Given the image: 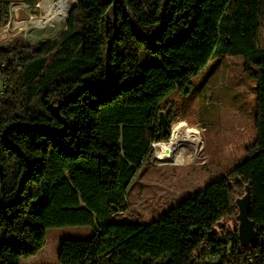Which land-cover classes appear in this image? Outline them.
Returning a JSON list of instances; mask_svg holds the SVG:
<instances>
[{
    "label": "trees",
    "instance_id": "trees-1",
    "mask_svg": "<svg viewBox=\"0 0 264 264\" xmlns=\"http://www.w3.org/2000/svg\"><path fill=\"white\" fill-rule=\"evenodd\" d=\"M20 2L0 0V29ZM223 57L255 82L248 157L149 223L113 222L169 140L163 100ZM0 77V264H26L69 226L93 233L40 264H264V0H80L55 37L0 46ZM247 193L258 239L244 245Z\"/></svg>",
    "mask_w": 264,
    "mask_h": 264
},
{
    "label": "rangeland",
    "instance_id": "rangeland-1",
    "mask_svg": "<svg viewBox=\"0 0 264 264\" xmlns=\"http://www.w3.org/2000/svg\"><path fill=\"white\" fill-rule=\"evenodd\" d=\"M24 1L33 6L35 20L43 15L42 0ZM79 3L77 0L76 5ZM67 17L43 26L31 23L15 39L35 44L55 37L64 30ZM215 61L216 58L212 59L192 77L187 88L177 89L163 100L164 118L171 121L167 143L179 128L198 127L202 143L196 158L191 155L176 163L173 152L168 158L152 161V155L145 160L137 167L127 189V210L113 216V222L149 223L248 157L246 148L256 137L255 82L245 71L240 57H223L213 69ZM163 144H157L156 148ZM224 225L228 228L233 222L225 220ZM92 233L90 226L48 228L44 247L36 255L25 258L24 263H55L62 240L86 239Z\"/></svg>",
    "mask_w": 264,
    "mask_h": 264
},
{
    "label": "bare ground",
    "instance_id": "bare-ground-1",
    "mask_svg": "<svg viewBox=\"0 0 264 264\" xmlns=\"http://www.w3.org/2000/svg\"><path fill=\"white\" fill-rule=\"evenodd\" d=\"M40 6L44 13L39 19L33 22V24L37 26H43V24L46 23L52 24L59 18H65L72 9V5L68 0H42ZM201 143L198 127H181L173 134L170 143L163 144L157 149V155L160 158H168L173 152H176V163L186 160L191 155H193V159H195L201 147Z\"/></svg>",
    "mask_w": 264,
    "mask_h": 264
},
{
    "label": "built area",
    "instance_id": "built-area-1",
    "mask_svg": "<svg viewBox=\"0 0 264 264\" xmlns=\"http://www.w3.org/2000/svg\"><path fill=\"white\" fill-rule=\"evenodd\" d=\"M32 7V5L26 2L10 4L7 24L4 28L0 29V46L11 45L16 37L21 36V32L25 30L23 28L31 23L33 24L35 19L33 18ZM22 11L27 13L28 18L22 17ZM1 65H3V63H1ZM157 144L158 143H153V148L155 149L151 159L152 161L160 158L157 155Z\"/></svg>",
    "mask_w": 264,
    "mask_h": 264
},
{
    "label": "water",
    "instance_id": "water-1",
    "mask_svg": "<svg viewBox=\"0 0 264 264\" xmlns=\"http://www.w3.org/2000/svg\"><path fill=\"white\" fill-rule=\"evenodd\" d=\"M22 17L28 18L27 13L22 11ZM106 54H108V51L106 52ZM159 124L162 127L163 134L166 135L168 133L170 135V132L167 129V124L164 118V113L162 111L159 112ZM158 144H163V143H158ZM246 189L248 190V188ZM236 203L238 206V215L236 217L238 220V227H237L238 237L241 243L244 245L250 244V243L253 244L257 241L258 236H257V231L255 229V224L249 218L250 199H249L248 193L242 198L238 199ZM218 226L222 227V223L219 222Z\"/></svg>",
    "mask_w": 264,
    "mask_h": 264
}]
</instances>
